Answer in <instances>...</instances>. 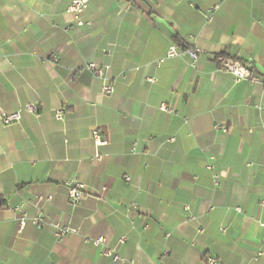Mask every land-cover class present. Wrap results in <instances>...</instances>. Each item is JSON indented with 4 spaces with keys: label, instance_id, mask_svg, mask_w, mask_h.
Returning a JSON list of instances; mask_svg holds the SVG:
<instances>
[{
    "label": "crops",
    "instance_id": "0c3cea01",
    "mask_svg": "<svg viewBox=\"0 0 264 264\" xmlns=\"http://www.w3.org/2000/svg\"><path fill=\"white\" fill-rule=\"evenodd\" d=\"M73 1L0 0V264H264V0H88L82 26ZM22 211L77 232L21 231Z\"/></svg>",
    "mask_w": 264,
    "mask_h": 264
},
{
    "label": "built area",
    "instance_id": "2783aa9c",
    "mask_svg": "<svg viewBox=\"0 0 264 264\" xmlns=\"http://www.w3.org/2000/svg\"><path fill=\"white\" fill-rule=\"evenodd\" d=\"M148 1L152 2L154 0H148ZM87 8H88V0H75L72 2L71 6L69 7V11L74 15L77 24L80 26L84 24L82 16L86 12ZM218 9H219V5H215L211 7L209 12L206 14V19L208 21H212L214 17V13ZM181 55H188L194 62H196L199 59V52L197 50L195 49L180 50L176 45H172L167 53L168 58L178 57ZM217 61L220 65V68L222 70L232 73L236 77L238 82L243 80H250L252 83L259 82V79L253 76L249 68H247L241 62L233 60L226 56L217 57ZM87 68L94 74L96 78L100 79L103 82V89H102L103 94L112 95L115 93V88L112 85H110L108 77L106 76V72L110 69V66H102L95 63H91L87 66ZM161 110L169 113H174L173 108H169L168 106L165 105L161 107ZM36 112H37V106L34 104H29L25 106L22 110L16 112L15 114L2 117V123L5 126H10L14 123L20 122L23 113L35 114ZM64 114H65L64 109L58 110V112L56 113V119L63 121ZM215 129L227 132V129L224 126L216 125ZM94 139L97 145H102L105 142V140H103V138L98 133L95 134ZM171 141H173V139ZM132 154H136V148L132 149ZM95 159L101 160V157L97 155ZM210 168L212 169L213 167ZM125 181L127 183H130L131 178L127 177ZM215 182L216 183L219 182L218 177L215 178ZM85 190H86V186L83 184L76 183L70 185V187L68 188V196L70 201L75 205L80 204L86 197ZM51 200H52V196H48L47 198L39 196L37 200V204L40 205L44 201H51ZM186 211L190 212V208L188 206L186 207ZM237 211L241 212V209L238 208ZM190 219L193 220L194 217L191 215ZM28 223H31L33 226H35L38 229H43L48 226H51L54 229L55 236L59 241H62L68 235L77 232V230L73 228L63 226L60 223L50 222L49 220L42 218L40 216L30 217L26 212L22 211L21 217L19 218L20 230L23 231L28 225ZM260 225L264 227V223H261ZM222 231L226 232V229L222 228ZM168 236L170 235L168 234ZM105 242L106 240L104 237H100L96 240H93L94 245L98 247L104 246ZM124 242H126V237L121 238V243ZM104 253L106 256L113 258L115 261H124V259L119 256L118 252L115 249L107 248ZM165 255H168V253L166 252ZM206 264H220V262L215 257L209 256L206 259Z\"/></svg>",
    "mask_w": 264,
    "mask_h": 264
},
{
    "label": "trees",
    "instance_id": "16d2710c",
    "mask_svg": "<svg viewBox=\"0 0 264 264\" xmlns=\"http://www.w3.org/2000/svg\"><path fill=\"white\" fill-rule=\"evenodd\" d=\"M189 49L188 47L185 50ZM3 207V201H0V208Z\"/></svg>",
    "mask_w": 264,
    "mask_h": 264
}]
</instances>
